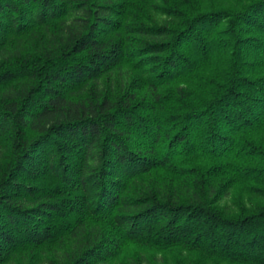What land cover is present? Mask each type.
<instances>
[{
    "label": "trees",
    "instance_id": "1",
    "mask_svg": "<svg viewBox=\"0 0 264 264\" xmlns=\"http://www.w3.org/2000/svg\"><path fill=\"white\" fill-rule=\"evenodd\" d=\"M125 4L0 0V46L61 24L51 49L0 62V264L66 239L70 264L129 246L264 264V205L228 216L206 195L239 182L264 200V0H177L161 8L177 26L123 23ZM127 61L144 79L99 90Z\"/></svg>",
    "mask_w": 264,
    "mask_h": 264
},
{
    "label": "rangeland",
    "instance_id": "2",
    "mask_svg": "<svg viewBox=\"0 0 264 264\" xmlns=\"http://www.w3.org/2000/svg\"><path fill=\"white\" fill-rule=\"evenodd\" d=\"M117 2L125 1L126 6L119 8L116 16L123 23L134 20L136 10L139 17L150 25L171 24L177 26L180 19L175 15L169 16L164 12L162 7L177 4V0H114ZM241 1L247 0H211L213 4H229L236 5ZM60 21L54 22L47 27L32 26L29 36H22L13 32L9 40L0 46V62L11 54L17 52H28L33 49H51L45 39L53 38L58 31L61 30ZM45 31L44 38L36 37V32ZM54 34V35H53ZM109 36L123 35L128 36L125 29L117 32L110 30ZM134 38H138L136 33ZM44 40V41H43ZM53 40H55L53 38ZM53 46V43H51ZM48 45V46H47ZM145 77V71L138 69L132 63L127 61L120 69L112 74L100 79L97 83L98 89L101 91H116L120 88L131 85L134 79L142 80ZM89 89V87L87 88ZM9 145L0 141V163L4 162L9 154ZM180 189L182 199L188 201L190 199L197 200L203 197L201 193L193 186L179 181L177 185ZM207 201L217 208L221 209L228 216H237L242 213L253 212L257 207L264 205V200L254 197L246 186L239 182L229 184L225 189L219 192H206ZM75 254L74 242L66 239L60 243H54L42 246L36 249H26L15 253L7 262L3 264H70L71 257ZM100 264V263H98ZM102 264H225L206 259L201 252L187 251L183 248H173L167 251H148L137 246L126 247L123 252L107 262Z\"/></svg>",
    "mask_w": 264,
    "mask_h": 264
}]
</instances>
